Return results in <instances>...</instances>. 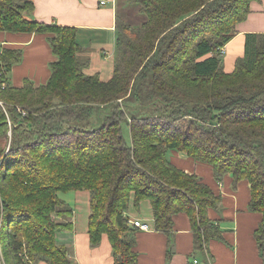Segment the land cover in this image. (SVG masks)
I'll return each mask as SVG.
<instances>
[{
    "label": "trees",
    "instance_id": "trees-1",
    "mask_svg": "<svg viewBox=\"0 0 264 264\" xmlns=\"http://www.w3.org/2000/svg\"><path fill=\"white\" fill-rule=\"evenodd\" d=\"M129 1L148 20L140 26L117 20L114 72L104 81L84 72L79 28L29 19L30 0H0V32L49 33L58 58L46 84L26 79L15 87L9 73L22 50L0 48L5 264H75L57 239L60 228L72 226L59 220L73 215L60 197L69 191L90 192L91 245L106 234L115 264H139L138 228L126 212L144 200L154 229L169 239L179 213L189 216L200 249L223 238L209 216L221 197L198 174L177 167L173 151L210 165L218 182L226 175L249 182V209L262 214L254 235L264 247V33L246 34L230 72L221 52L255 0Z\"/></svg>",
    "mask_w": 264,
    "mask_h": 264
},
{
    "label": "crops",
    "instance_id": "crops-1",
    "mask_svg": "<svg viewBox=\"0 0 264 264\" xmlns=\"http://www.w3.org/2000/svg\"><path fill=\"white\" fill-rule=\"evenodd\" d=\"M30 1L34 3V11L28 15L29 19L79 28L80 50L77 57L85 65L84 72L87 75L99 74L104 81L109 80L114 72L117 20L121 19L131 26H140L148 20L140 6L129 0ZM237 30L238 33L224 48L227 72L232 71L236 60L243 56L246 34L264 33V0L251 3L250 13L237 25ZM50 36L42 32H0V48L20 49L23 53L21 62L15 64L9 73L13 86L22 87L26 79L37 86L48 82L52 74L51 64L58 59L49 41ZM171 161L179 168L198 174L221 197L219 206L209 210V216L218 223L223 238L210 239L207 246L200 249L189 216L179 213L174 216L173 236L169 239L167 234L154 229L149 200L142 201L139 209L131 204L126 212L129 220H140L151 227L150 230L138 228L135 233L134 249L139 254V264H190L194 258L199 264H264V247L260 248L254 235L262 214L249 209V182L242 180L235 184L230 175L218 182L210 165L178 152H172ZM75 198L79 203L77 211L69 205L73 215L59 218L72 225L57 231L59 244L70 248L75 264H115L112 245L106 234L101 243L91 245L88 233L90 192L89 198L86 194Z\"/></svg>",
    "mask_w": 264,
    "mask_h": 264
},
{
    "label": "rangeland",
    "instance_id": "rangeland-1",
    "mask_svg": "<svg viewBox=\"0 0 264 264\" xmlns=\"http://www.w3.org/2000/svg\"><path fill=\"white\" fill-rule=\"evenodd\" d=\"M132 105L137 106L138 103H133ZM145 110H148V109H143V111H145ZM171 154L172 153H170V159H171ZM84 194H86L89 198V192L88 191H69L67 193L61 192L60 197L64 201H66L68 203V205H70L73 209H75V211H77V207L79 206V203L77 202L75 197L77 195H84ZM76 215H77V212H76ZM0 260H1V264H5V260H4V257L2 256L1 252H0Z\"/></svg>",
    "mask_w": 264,
    "mask_h": 264
},
{
    "label": "built area",
    "instance_id": "built-area-1",
    "mask_svg": "<svg viewBox=\"0 0 264 264\" xmlns=\"http://www.w3.org/2000/svg\"><path fill=\"white\" fill-rule=\"evenodd\" d=\"M102 3H104V1H102ZM223 54H225V49H222L221 51ZM21 108H18V110H20ZM26 112L23 111V114H25ZM129 223H131L132 225L136 226L137 228L141 229V230H150L151 227L148 223L142 222L140 220H129ZM190 264H199L198 259L194 258Z\"/></svg>",
    "mask_w": 264,
    "mask_h": 264
},
{
    "label": "water",
    "instance_id": "water-1",
    "mask_svg": "<svg viewBox=\"0 0 264 264\" xmlns=\"http://www.w3.org/2000/svg\"><path fill=\"white\" fill-rule=\"evenodd\" d=\"M0 264H1V260H0Z\"/></svg>",
    "mask_w": 264,
    "mask_h": 264
}]
</instances>
